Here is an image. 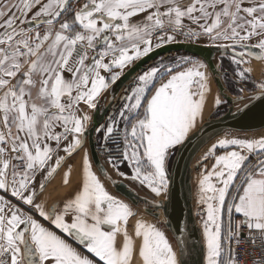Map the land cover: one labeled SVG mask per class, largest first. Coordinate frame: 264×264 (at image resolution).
I'll return each instance as SVG.
<instances>
[{
	"label": "snow or ice",
	"instance_id": "snow-or-ice-1",
	"mask_svg": "<svg viewBox=\"0 0 264 264\" xmlns=\"http://www.w3.org/2000/svg\"><path fill=\"white\" fill-rule=\"evenodd\" d=\"M202 43L217 49L211 70L162 57L116 98L154 51ZM215 80V109L264 101V0H0V264H186L185 228L174 248L159 220L106 189L92 133L118 176L167 199L171 158L198 131ZM105 93L114 111L97 126ZM80 152L74 194L39 200L65 165L70 184ZM194 168L201 264H264V136L219 138Z\"/></svg>",
	"mask_w": 264,
	"mask_h": 264
},
{
	"label": "water",
	"instance_id": "water-1",
	"mask_svg": "<svg viewBox=\"0 0 264 264\" xmlns=\"http://www.w3.org/2000/svg\"><path fill=\"white\" fill-rule=\"evenodd\" d=\"M184 53L203 60L210 65V70L215 67L218 62L217 49L201 45L190 44H172L163 49H159L144 58L127 76L122 77L113 86V91L118 95L123 92L124 87L128 86L133 76L142 70V66L152 61L160 55H168L170 53ZM226 58V57H225ZM217 91L223 89L222 81H213ZM227 99L232 101L233 95L227 93ZM110 98L105 93V98L94 113H92L94 121L99 126L104 120L105 114L110 107ZM243 105L236 103H228L225 113L216 116L215 111L211 112L197 128L198 131L193 132L191 138L186 141L175 151L172 165L170 168V185L167 199L164 197L156 198L148 189L136 182L124 180L118 176L115 170L107 163L106 157L95 147V132L92 133V147L90 149L94 157V168L101 165L104 173L111 180L101 177L104 183L113 189L116 193L127 199L137 210H140L156 221L159 220L166 230L174 237L180 235L179 229L185 228L183 236L187 238L188 244L185 252L186 264H201V256L197 244H202L200 234V222L195 215V196H194V175L197 169L194 168L198 160V154L213 140L227 133H254L264 130V101H253L249 108L238 111ZM76 155V154H75ZM74 155V156H75ZM197 158V159H196ZM99 174V173H98ZM115 182L114 184L112 182ZM159 203V208L152 205ZM167 221V224L164 222Z\"/></svg>",
	"mask_w": 264,
	"mask_h": 264
},
{
	"label": "flooded vegetation",
	"instance_id": "flooded-vegetation-1",
	"mask_svg": "<svg viewBox=\"0 0 264 264\" xmlns=\"http://www.w3.org/2000/svg\"><path fill=\"white\" fill-rule=\"evenodd\" d=\"M185 56L184 53L178 52V53H170L168 55H160L157 58L153 59L150 62H147L146 64H144L142 66V70L139 72H143L144 70H146L147 67L151 66L154 62H158L162 57L165 60H169L170 58H179V57ZM229 63L228 59H224V64L225 66H227ZM138 73V72H137ZM131 82V81H130ZM130 84V83H129ZM128 84V85H129ZM125 88V87H124ZM122 93H120L118 95H121ZM232 94V93H231ZM221 108L217 109L215 111V115L218 113V111H220ZM114 108L112 106V104L110 105V107L108 108V111L105 114L104 120L102 121L101 124H104L108 119L109 116L113 114ZM100 124V125H101ZM96 133L94 136V140L96 138ZM95 147L97 150L101 151L97 145H96V140H95ZM81 153V152H80ZM79 153H77L75 156H73L69 161L68 164L72 165L74 167V171L72 172L71 176H70V184L65 186L62 183V176L64 171L67 170V165H65L64 167L60 168L58 170V172L55 174V176L51 179V182L48 184L46 190L44 191V193L42 195L39 196V200H47L48 204H52L53 201H57V200H63L65 198L71 197L74 192L78 189L79 184H80V179H81V163H78L79 167L75 166V162L73 161V159L78 155ZM175 154V151H174ZM174 154L171 158V161L169 163V169L171 168L172 165V161L174 158ZM93 170L96 171V169L93 166ZM120 170L125 172V174H129L130 173V169L126 166L125 164H121L120 165ZM99 175V174H98ZM102 180V179H101ZM103 182V180H102ZM104 183V182H103ZM105 184L106 189L113 195L117 196L118 198L124 200V202L129 203L132 207L133 210L137 213V215L139 216V214H141L140 210H137L135 206H133L127 199H125L124 197H122L121 195H119L118 193H116L113 189H111L108 185ZM132 226H133V221L129 222V231H132ZM89 256H91V254H88Z\"/></svg>",
	"mask_w": 264,
	"mask_h": 264
},
{
	"label": "rangeland",
	"instance_id": "rangeland-1",
	"mask_svg": "<svg viewBox=\"0 0 264 264\" xmlns=\"http://www.w3.org/2000/svg\"><path fill=\"white\" fill-rule=\"evenodd\" d=\"M185 56H189V57H192L191 55H187V54H184ZM181 57V56H180ZM194 58V57H193ZM227 58V57H226ZM225 58V59H226ZM254 77H256L257 79L260 78V71H259V67H258V71L256 73L253 74ZM227 107H228V104H224L221 106V109L220 111H218V113L216 114V116H219L223 113L226 112L227 110ZM210 114V113H209ZM207 115V114H206ZM206 115L204 114V118L206 117ZM203 118V119H204ZM260 133H264V130H262L261 132L258 131V132H254V133H246V134H240V133H227V134H224L218 138H216L215 140H213L209 145H207L199 154V156L197 157L198 160L200 159V157L202 156V154L207 150L208 147L211 146L212 143L216 142V140H218L219 138H224L225 136H228V137H231V136H239V137H243V138H260ZM81 157H82V152L79 153L74 159L73 161L75 162V166L79 167L78 163H81ZM253 162H255L253 160ZM196 178H197V172L195 173L194 175V182H195V185H194V196H195V202H194V207H195V213L199 210H201L199 208V206L197 205V184H196ZM140 217H142L144 220L146 221H149V222H152V223H157V221L155 219H153L152 217H149L147 216L146 214H144L143 212H141V214H139ZM197 216V215H196ZM197 219L198 221L200 222L201 218L199 216H197ZM158 227L161 228L162 231L165 232L166 236L168 237L169 241L173 244V247L175 248L176 247V243L174 242V240L172 239V236L170 235V233L166 230V228L158 223L157 224Z\"/></svg>",
	"mask_w": 264,
	"mask_h": 264
},
{
	"label": "crops",
	"instance_id": "crops-1",
	"mask_svg": "<svg viewBox=\"0 0 264 264\" xmlns=\"http://www.w3.org/2000/svg\"><path fill=\"white\" fill-rule=\"evenodd\" d=\"M203 44V43H202ZM210 86H211V88H212V95H210L209 96V98H208V104H207V106H206V108H205V110H204V114L206 115V117L209 115V113H211V112H213V111H216L217 109H215L214 108V105H213V96L218 92L217 91V89H216V86H215V84H214V82L212 81V82H210ZM221 108V107H220ZM205 117V118H206ZM204 118V119H205ZM204 119L202 120V121H200V122H198V125H197V128L199 127V125L204 121ZM261 132V131H260ZM261 136H264V133H260V137ZM241 138H243V137H241ZM199 156V155H198ZM197 159V158H196Z\"/></svg>",
	"mask_w": 264,
	"mask_h": 264
},
{
	"label": "trees",
	"instance_id": "trees-1",
	"mask_svg": "<svg viewBox=\"0 0 264 264\" xmlns=\"http://www.w3.org/2000/svg\"><path fill=\"white\" fill-rule=\"evenodd\" d=\"M188 55V54H187ZM192 57H194V56H192ZM194 58H196V57H194Z\"/></svg>",
	"mask_w": 264,
	"mask_h": 264
},
{
	"label": "bare ground",
	"instance_id": "bare-ground-1",
	"mask_svg": "<svg viewBox=\"0 0 264 264\" xmlns=\"http://www.w3.org/2000/svg\"><path fill=\"white\" fill-rule=\"evenodd\" d=\"M199 154H200V153H199ZM199 154H198V155H199ZM197 157H198V156H197Z\"/></svg>",
	"mask_w": 264,
	"mask_h": 264
}]
</instances>
